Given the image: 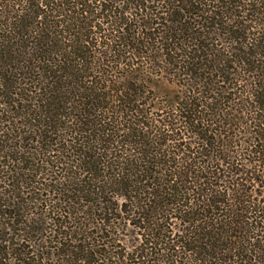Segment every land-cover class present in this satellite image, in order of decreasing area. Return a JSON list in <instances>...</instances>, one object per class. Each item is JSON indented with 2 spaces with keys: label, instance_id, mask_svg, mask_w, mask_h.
<instances>
[{
  "label": "trees",
  "instance_id": "obj_1",
  "mask_svg": "<svg viewBox=\"0 0 264 264\" xmlns=\"http://www.w3.org/2000/svg\"><path fill=\"white\" fill-rule=\"evenodd\" d=\"M122 39L182 91L120 129ZM0 264H264V0H0Z\"/></svg>",
  "mask_w": 264,
  "mask_h": 264
},
{
  "label": "rangeland",
  "instance_id": "obj_2",
  "mask_svg": "<svg viewBox=\"0 0 264 264\" xmlns=\"http://www.w3.org/2000/svg\"><path fill=\"white\" fill-rule=\"evenodd\" d=\"M128 15L129 13L126 14L127 17ZM127 23L128 25L134 23L132 19H130V16ZM242 24L248 27L250 22L247 21ZM252 25L254 26L255 24L253 23ZM252 30H257V28L255 27ZM132 31L133 29L130 31V34H132ZM181 37H183V35H181ZM229 38H231V36H229ZM158 40L161 41L160 38ZM219 40L221 46H216L217 44L214 43L211 47L221 49V51L229 55L230 59H234V52L236 51L235 47H244V49L249 48L245 45V43H236L233 40L227 39L226 36L220 37ZM67 41L68 40H65L64 42L68 43ZM91 42V44H94L95 39H92ZM117 43L120 51L116 53V56L111 57L112 61L108 63V71H104L103 66H98V61H101L98 59L97 55L99 48L92 47L90 49L92 52L89 49H86L88 50V55L86 57V64H88V66L86 69H84L85 65L82 67L83 69L81 75H86L87 77H82L81 85L92 86L94 89H97V93L103 101L102 104L105 105L106 114L109 113L111 116L118 117L119 123L117 125H119V128L121 129L127 125H134V108H136V106H134L135 87L137 91L139 90L137 88L140 87V85L143 87V95L141 93L142 96L139 97V104L141 105L140 108L146 109V111L150 113L154 112L153 107L155 105L157 106L163 103L162 100L165 98V95H170L173 92V94L176 95V92L180 93L182 89L179 88L180 84H176V82H179L180 79L172 74L170 76L167 68V70H162L157 67L151 68L148 60L145 64H136L137 61H142L144 59H134V51H132L129 46L131 43L134 45V42L128 41L125 43L122 39L121 42ZM104 49L105 48H102L101 50L105 51ZM180 59L183 60L184 58ZM137 65H139L142 71L139 72L136 70ZM88 79H90L92 83H87ZM69 81L72 80L70 79ZM143 101H147V103L142 105V103H144ZM73 106L74 104H68L65 106L66 108L64 109V112H66L67 117H73L78 114V111L73 108ZM120 119H122V121H120ZM116 129L117 126L114 130ZM114 133L118 136L117 130ZM133 152L134 148H131V151H125V153L130 157L128 162L130 160H134ZM119 170L120 168H109L107 169V172L118 173ZM115 203H117V201L115 199L112 200L111 204L113 205Z\"/></svg>",
  "mask_w": 264,
  "mask_h": 264
}]
</instances>
